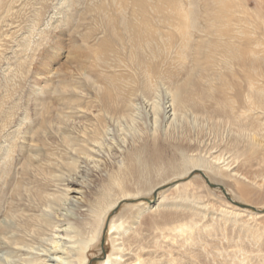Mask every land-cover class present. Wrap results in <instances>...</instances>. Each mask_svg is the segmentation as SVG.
I'll return each instance as SVG.
<instances>
[{"label":"bare ground","instance_id":"bare-ground-1","mask_svg":"<svg viewBox=\"0 0 264 264\" xmlns=\"http://www.w3.org/2000/svg\"><path fill=\"white\" fill-rule=\"evenodd\" d=\"M203 1L101 0L88 7L95 27L85 32L78 28L80 15L60 18L55 10L45 18L49 29L38 31L43 35L37 45L44 44L52 26L60 31L71 20L74 34H84L90 54L84 56L63 41L53 44V50L44 51L42 63L50 67L54 61L55 65L71 61L85 79L63 80L51 90L37 82L17 124L16 106L9 105V127L14 128L9 130V222L4 228L9 264H52L56 260L48 258L49 243L55 245L56 256L60 254L59 264H89V253L98 246L110 213L146 188L156 191L154 174L170 170L182 171V176L202 169L211 182L235 187L241 195L249 192V184L264 186V0ZM8 15L9 0H0V23ZM52 94L59 103L56 99L50 104ZM87 97L89 108H95L93 115L79 110ZM142 120L152 125L141 134ZM110 126L131 133L123 164L114 165L119 163L118 152L106 151L110 171L89 168L82 174L89 172L91 181L74 178L81 174L82 156L92 158L101 152ZM160 128H165L163 138L177 153L172 158L149 144V139L161 135ZM20 135L31 144H22L17 151ZM74 185L85 189L87 204H76L72 215L63 214L64 221H59L56 215ZM4 194L0 192V199ZM163 205L161 200L112 217V250L106 264L174 263L172 248L157 241L149 244L150 234L138 229L147 210L158 211ZM225 214L235 220L240 216ZM154 224L148 222L150 230ZM194 226L173 228L182 239L176 241L181 256H188L186 246L195 244ZM56 234L66 239L62 253Z\"/></svg>","mask_w":264,"mask_h":264},{"label":"rangeland","instance_id":"rangeland-1","mask_svg":"<svg viewBox=\"0 0 264 264\" xmlns=\"http://www.w3.org/2000/svg\"><path fill=\"white\" fill-rule=\"evenodd\" d=\"M69 1L68 5V2L64 3V1L60 0H17L10 5L9 0V15L4 20L5 22L1 21L0 23V192L3 194L5 193L2 196V199H0V259L2 258L4 260L3 263L5 264H9V261H7L9 260V256H7L6 253L8 251V243L6 242V239H4V228L7 227L6 223L9 222L7 217L9 214V155L7 156V152H9V132L14 131V128L12 131L9 127V105L16 106L14 107V109L16 108L14 123L17 124L19 122L18 117H21L23 110H25L28 105L29 93L35 89L37 82L41 85H46L47 89L51 90L55 84H58L63 80L70 83H79L85 79L84 75L82 77L79 76L76 64L71 61L64 63L61 60L58 62V65L61 66H59L57 71L55 68L58 66L57 63L55 65L56 61H54L53 65L51 64L50 67L42 63L46 60L47 56H42L44 51H46L47 48L53 50L54 47L51 46L62 41L66 47L75 48L78 53L83 54L84 56L90 54L88 47L83 40L84 34H74V24L71 20L67 24H63L60 28L64 30V33L62 32L63 30H60V32L52 26L50 30L53 31L54 29L57 33L49 30L50 32L46 33L47 36H44V40L47 42H43L44 44H41L40 46L37 45L39 40H41L39 38L43 35L41 32L42 35H40L38 31L49 29V27L47 28L45 26V23L47 22L45 18L55 10L58 11L57 15L60 18L70 17V14L73 13L77 16L80 15L82 21H79L77 24L80 26L78 28L81 32H85L88 29H93L95 27L94 22L89 21L91 15L87 12V9L92 5L100 3L101 0H72V3L71 0ZM185 1L188 2L189 0ZM57 2L59 5H56ZM204 2L208 1L204 0L203 3ZM54 6L58 7L55 8ZM36 8L39 10L37 11ZM35 14H38L36 15L37 17ZM84 15L88 17V22L84 21ZM8 23L9 25H7ZM64 27L66 28L64 29ZM34 32H36V34ZM47 43L51 45H47ZM43 45H47L48 47ZM7 67L9 68L7 69ZM51 67L55 69L51 70ZM47 89L45 90L47 91ZM3 95H6V100H1ZM52 95L54 97V94ZM54 98L53 101L52 97L49 99L50 104H52L51 102L59 103L58 96L55 95ZM82 100V104H84V107L86 106V108L79 107V110L82 113H91V115H93L95 108L90 109V105L88 104L91 99L87 97V100L85 98ZM87 105L89 106L87 107ZM3 111H6V114ZM30 111L32 114V110ZM139 124L138 129L139 131L141 130L140 133L148 132L147 129L151 128L152 125L147 120H142ZM110 129L109 135L107 136L108 140L105 141V145L101 149L102 153H98L97 150L99 146H97V150H95L97 152L94 157L87 158L82 156V160L80 161L83 166L81 165L82 167L78 170L81 171V174H75L74 178H80V180H83L84 182L91 181L90 179H92V177L89 175V172L82 174V172H85L86 169L89 168L97 169V171H110L111 166L108 161L109 157L107 152H111V154L118 152L119 157L117 160L119 163L116 162L114 165L117 166V164H123L125 160V152H127L130 147L128 138H130L131 133L127 130H124L123 132L115 126H110ZM164 129L165 128H160L159 133L161 135L158 137L159 139L157 138L153 140L151 138L149 139V144H154L158 148H163L166 156L172 158L174 155H177V153H175V149L171 143L163 138ZM194 133L197 135L198 131L195 130ZM15 142L17 143V151L22 144L28 142V144H31L30 141L24 139L23 135L18 136ZM168 146H171L170 149ZM16 150L14 153V156L16 155L15 158L18 155ZM96 165L97 167H95ZM173 172L176 171L171 172L169 170L168 172L165 171V174L152 175V183L158 185L156 191L153 192L150 188H146L139 197L123 200L118 207H115L110 213V217L107 219L105 230L98 242V246L93 248L89 253V264H106L108 255L112 250V230L110 226L113 216L119 215L123 212H125V214H130L133 210L144 208L147 204L152 205L161 200L165 205L161 206L158 211L147 210L143 215L144 217L142 216L140 220L138 229L147 235L150 234V239H148L149 244L156 245L155 241H157V244L159 243L164 247L172 248V253L174 255L173 264H264V186L258 188V186L249 184V192L245 195H241L235 187L217 181L211 182L210 178H208L209 175L202 169L192 170L182 176V171H177L176 173ZM81 176L85 177L82 178ZM84 190V188H79V186L76 185L70 189L68 199L65 202L66 204L64 203V206L59 209L56 215V218L59 221H64L65 217L63 214L72 215L71 210L72 208H76V204H87ZM183 190H186L185 192L187 193L184 196V199H181L179 196L182 195ZM233 208L236 209L234 210ZM225 212H238L240 216L236 220L229 219L230 214L226 216ZM148 222L155 223L151 230L148 226ZM184 223L195 225L192 237L193 240L195 239V244L192 243L190 246H186L188 256L179 255L176 248V241L182 239L177 237L176 230L174 231V229ZM60 231H62V228H60ZM8 234L9 231L7 235ZM152 236L155 238H152ZM54 237L58 238L60 241L58 243L60 244L58 250L62 253L63 250L61 248L62 246L64 247L63 244L66 239H63L61 235L58 234ZM54 246V244L49 243L48 248L51 252L48 258H51L53 261L54 259L56 260L51 262L52 264H59L61 262V259L58 258L60 254L56 256L57 250H55ZM24 250L23 252H28L27 250ZM34 252H40V250H34ZM159 255L156 256L157 258L155 257L157 260L160 259ZM62 264H65L64 261Z\"/></svg>","mask_w":264,"mask_h":264}]
</instances>
